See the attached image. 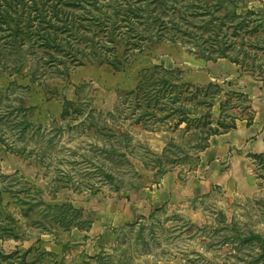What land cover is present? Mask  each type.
I'll return each mask as SVG.
<instances>
[{
    "label": "rangeland",
    "instance_id": "rangeland-1",
    "mask_svg": "<svg viewBox=\"0 0 264 264\" xmlns=\"http://www.w3.org/2000/svg\"><path fill=\"white\" fill-rule=\"evenodd\" d=\"M0 54V264H264V149L205 152L252 119L264 0H0Z\"/></svg>",
    "mask_w": 264,
    "mask_h": 264
},
{
    "label": "crops",
    "instance_id": "crops-1",
    "mask_svg": "<svg viewBox=\"0 0 264 264\" xmlns=\"http://www.w3.org/2000/svg\"><path fill=\"white\" fill-rule=\"evenodd\" d=\"M224 69L225 72L228 73L227 75L229 78H231L234 73L235 75H239L238 67L234 63H226L224 65ZM248 77L249 78H245L243 81L247 85V88L250 87L249 90L252 93V119L249 123L236 126L232 130H227L226 132L209 137L208 146L206 147L205 152L209 155V159L213 158V161L215 162H219V159H224L226 157L230 146L239 147L242 145V147H245L248 145V142H246V138L248 137H254L252 139L254 143L247 147V151L258 152L260 149H264V84L261 81L253 79L251 76ZM244 142H246V144L243 146ZM205 159H207V157H205ZM213 161H211L210 164H212ZM207 174L209 177H213L212 169L208 170ZM174 187V177H165L159 188H155L149 192H144L143 202L149 204H160L169 198L171 189L173 190ZM139 202L140 201L131 199L129 204L133 207V209L130 210V207L128 213L131 212L130 214H133L138 211L139 204H141ZM121 214L127 215V213L125 214L124 212Z\"/></svg>",
    "mask_w": 264,
    "mask_h": 264
},
{
    "label": "trees",
    "instance_id": "trees-1",
    "mask_svg": "<svg viewBox=\"0 0 264 264\" xmlns=\"http://www.w3.org/2000/svg\"><path fill=\"white\" fill-rule=\"evenodd\" d=\"M0 62L1 61H3L2 60V56H1V54H0ZM232 62H234V63H237V60L236 59H233V60H231ZM4 63V62H3ZM3 63L0 65L1 67H3ZM242 66V65H241ZM155 80H157L158 78L156 77V78H154ZM135 91V90H134ZM27 123H29V122H27ZM235 127V125L233 124V125H231V126H229V128H225V129H221V130H226V129H230V128H234ZM215 133H218V131H211L210 132V134H215ZM103 174L106 176L105 178H110L111 177V175H109L107 172H106V170L105 169H103Z\"/></svg>",
    "mask_w": 264,
    "mask_h": 264
}]
</instances>
